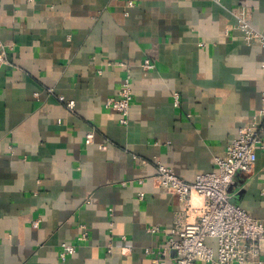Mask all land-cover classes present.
<instances>
[{"label": "crops", "instance_id": "obj_1", "mask_svg": "<svg viewBox=\"0 0 264 264\" xmlns=\"http://www.w3.org/2000/svg\"><path fill=\"white\" fill-rule=\"evenodd\" d=\"M242 8L264 35V0H0V264H171L181 203L156 166L186 181L215 170L262 104L264 46L236 27ZM119 61L132 66L125 124L105 107ZM256 152L231 200L264 221Z\"/></svg>", "mask_w": 264, "mask_h": 264}, {"label": "built area", "instance_id": "obj_2", "mask_svg": "<svg viewBox=\"0 0 264 264\" xmlns=\"http://www.w3.org/2000/svg\"><path fill=\"white\" fill-rule=\"evenodd\" d=\"M236 17V27L243 31L246 42L264 46V35L251 25L248 11L239 9ZM7 50L0 40V70L8 63ZM117 64L126 70V75L117 95L106 99L105 107L117 111L120 122L125 124L133 98L130 82L132 66L124 61ZM154 65L150 58H144L140 64L145 71L154 68ZM47 90L53 92L52 88ZM261 98L260 108L240 127L238 136L227 144L224 153L215 158V170L198 173L193 180L186 181L169 167L163 164L156 166L160 184L181 203L182 218L172 229L162 250L163 255L169 250L174 251L171 264H264V221L252 217L231 200L235 174L252 173L257 149L264 150V91ZM57 99L68 110H73V99H66L60 94ZM93 136L94 132L88 131L86 141L90 142ZM85 236L86 233L81 234L80 239ZM209 239L213 240V244L208 242ZM107 251H111L110 244ZM74 252L75 246L66 243L60 256L65 258ZM149 264L167 262L164 258L153 256Z\"/></svg>", "mask_w": 264, "mask_h": 264}]
</instances>
